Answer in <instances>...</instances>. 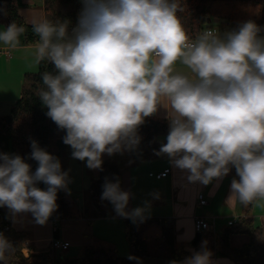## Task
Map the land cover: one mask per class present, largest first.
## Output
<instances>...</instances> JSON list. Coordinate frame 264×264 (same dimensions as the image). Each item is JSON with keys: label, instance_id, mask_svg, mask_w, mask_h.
I'll use <instances>...</instances> for the list:
<instances>
[{"label": "clouds", "instance_id": "9594fccd", "mask_svg": "<svg viewBox=\"0 0 264 264\" xmlns=\"http://www.w3.org/2000/svg\"><path fill=\"white\" fill-rule=\"evenodd\" d=\"M76 27L69 21L33 20L35 63L51 62L39 95L50 117L66 130L63 142L75 159L102 170V154L134 151L138 127L162 106L169 134L166 154L189 182L210 184L234 167L226 203L247 207L264 201V36L254 21L223 35L205 29L190 37L178 13L180 0H82ZM23 25L12 22L0 42L15 49ZM180 64L182 69L176 66ZM34 173L19 155L0 153V206L13 215L31 213L45 224L57 210V192L68 191L58 158L31 142ZM47 185L46 190L37 187ZM101 200L133 223L150 210H126L131 193L105 178ZM158 198V197H157ZM205 244L207 242H204ZM16 247L0 233V261ZM206 248L170 264H213ZM129 259H137L129 256Z\"/></svg>", "mask_w": 264, "mask_h": 264}, {"label": "trees", "instance_id": "16d2710c", "mask_svg": "<svg viewBox=\"0 0 264 264\" xmlns=\"http://www.w3.org/2000/svg\"><path fill=\"white\" fill-rule=\"evenodd\" d=\"M184 12L178 13L190 37L195 38L205 29L223 26L228 23L237 28L246 21H254L264 29V0H180ZM24 6L23 0H0V24L5 29L15 22L23 25L26 32L20 36V45H33L39 37L33 31V24L22 16L20 10ZM45 18L53 23L69 21L68 31L76 27L82 9V0H44ZM44 18V19H45ZM211 19L208 22V19ZM226 27V26H225ZM259 36H264L261 31ZM55 74L54 65L42 61L38 70L26 73L23 80L20 97L14 103L7 115L0 116V148L4 153L19 155L30 165L34 173L38 162L31 159V142L34 140L49 154L58 158L66 148L63 137L66 130L46 115L48 109L43 105L39 95V88L44 87L42 74ZM169 131L168 122L155 115L145 117L138 127L137 134L141 137L138 147L128 151L131 161L152 160L157 157L160 149V138ZM58 152H53V145ZM108 159L102 163L99 175L90 180L88 186V202L84 208L77 203L71 190L63 189L57 192L58 208L50 216L57 222L85 216L86 218H108L116 216L113 205L107 200H101L102 185L105 178L115 183H122V165ZM238 178L234 167L227 175ZM41 189L47 185L38 182ZM252 205V204H250ZM11 211L6 206H0V233H2L16 247L15 253L7 259V264H170L171 261H183L193 252L206 248L212 256L229 257L235 264H264V231L252 216H240L232 225H228L223 233L197 232L191 241H179L175 221L169 217L152 216L143 222L133 223L126 219V237L129 244V254L121 256L117 245L107 239L94 237L93 242L83 247V255L67 258L57 251L46 253H32L25 255L22 251L27 233L17 232L11 228ZM58 238V229L55 232ZM243 234L248 237L245 244L233 246L231 237ZM204 242H207L206 244ZM129 256L137 259H129ZM4 264V261H0Z\"/></svg>", "mask_w": 264, "mask_h": 264}, {"label": "crops", "instance_id": "0c3cea01", "mask_svg": "<svg viewBox=\"0 0 264 264\" xmlns=\"http://www.w3.org/2000/svg\"><path fill=\"white\" fill-rule=\"evenodd\" d=\"M23 4L20 12L27 22L31 23L33 20L40 21L45 18L44 0H23ZM0 26L2 25L0 24ZM215 27L219 29L221 35L228 32L225 25L218 24ZM4 30H6L4 26L0 27V32ZM1 49H8L10 56L0 54V116L9 114L14 103L20 97L25 74L35 72L37 71L35 68L39 67L35 63V44L31 46L19 45L17 48L11 49L0 42ZM176 67L183 70V66L180 64H177ZM154 115L166 120L169 125L166 118L167 110L164 107L161 106ZM168 134L169 131L160 138V147L167 142ZM67 147L71 146L66 145ZM0 153H4L1 148ZM101 159L102 163L112 159L122 165L123 190L131 193L126 210L144 207L145 202H148L150 210L146 213V217L156 215L174 219L179 241H191L196 237L195 219L201 216L207 218L214 216L218 233H223L229 222L240 218V216H252L264 231V201H255L247 207L239 204L234 207L227 205L226 200L230 195L233 177L225 176L219 180L214 179L208 185L189 182L187 170L176 168L166 154L157 155L152 160L133 162L128 156V151L125 150L112 155L102 154ZM167 169H170V173L166 177H160L159 174ZM99 171L100 169L88 168L86 161L80 160L77 162L75 173L69 175L68 189L70 190L73 184L75 193L72 194L75 195L79 205L85 206L86 201L84 196L83 200L81 199L78 189L84 193L90 180L97 177ZM36 186L41 189L39 183ZM199 193L205 195L208 201L207 205L202 206L198 203ZM83 206L81 207L84 208ZM113 212H115L114 209ZM10 222L14 231L28 234L23 243H29V247L34 253L51 251V243L56 238L57 229L59 231L58 238L71 244L70 249L66 253H62L64 257H68L73 246L80 247L83 252V247L91 244L94 237L114 242L118 250L122 245V243L119 245L117 240L118 233L121 232V235L127 239L126 219L118 215L92 219L82 216L62 220L58 224L49 217L47 222L41 225L35 222L31 213L17 215L11 213ZM247 240L246 235L235 234L231 237V244L238 247L245 244ZM124 251L127 250L123 248V254L126 253ZM211 260L213 264H235L229 257L220 255L212 256Z\"/></svg>", "mask_w": 264, "mask_h": 264}, {"label": "built area", "instance_id": "2783aa9c", "mask_svg": "<svg viewBox=\"0 0 264 264\" xmlns=\"http://www.w3.org/2000/svg\"><path fill=\"white\" fill-rule=\"evenodd\" d=\"M225 26L228 28V31L234 30L235 28L231 27L228 23H225ZM209 29H215L219 32L220 31L217 27L214 28H209ZM5 54L7 56H10V51L8 49H1L0 50V54ZM170 173V169L165 170L164 172L160 173V177H166L168 174ZM153 175V174H151ZM198 203L202 206L207 205L208 201L207 198L205 197V195L203 193H199L198 195ZM237 219L235 220H231L229 222V225H232L234 222H236ZM195 229L197 232H216V224H215V218L214 216L211 218H207V217H197L195 219ZM71 247L70 242L68 241H63L61 239H57L55 238L52 243H51V250L52 251H58L60 250L62 253H66ZM22 251L25 255H30L32 253H34L32 251V249L29 247V243H23V247H22Z\"/></svg>", "mask_w": 264, "mask_h": 264}, {"label": "rangeland", "instance_id": "374dc122", "mask_svg": "<svg viewBox=\"0 0 264 264\" xmlns=\"http://www.w3.org/2000/svg\"><path fill=\"white\" fill-rule=\"evenodd\" d=\"M0 27H3V26H0ZM36 68H35V70H38V67H36ZM58 151H59L58 148L54 144L53 145V152H58ZM72 152H73V149L71 147H67V148L63 149L61 151V153H60L61 170L64 171V172H67L68 173V177H69L70 174L73 175L75 173L74 171H75V169L77 167V162L80 161L79 159L76 160L75 158H73ZM70 190H71L72 193H75V189L73 187V184L71 185V189ZM78 194H79V196L81 197L82 200H83V196H84L86 203L88 202V200H89V198H88V188H85L84 193H81V190L78 189ZM81 206H83V205L80 204V207ZM121 234L122 233L119 232L118 235H117V240L119 242V245L122 243V245H120L119 254L121 256H127L129 254V244H128L127 239L124 238V236H122ZM123 248H125V250H127V251H124V252H126L124 254H123ZM80 250H81L80 247L73 246L72 250H71V253L68 255L67 258H73V257H76V256H82L83 252H82V250L81 251ZM57 252H58L59 255H62V252L60 250H58Z\"/></svg>", "mask_w": 264, "mask_h": 264}, {"label": "water", "instance_id": "95a60500", "mask_svg": "<svg viewBox=\"0 0 264 264\" xmlns=\"http://www.w3.org/2000/svg\"><path fill=\"white\" fill-rule=\"evenodd\" d=\"M210 21H211V19L209 18V19H208V22H210Z\"/></svg>", "mask_w": 264, "mask_h": 264}, {"label": "bare ground", "instance_id": "6f19581e", "mask_svg": "<svg viewBox=\"0 0 264 264\" xmlns=\"http://www.w3.org/2000/svg\"><path fill=\"white\" fill-rule=\"evenodd\" d=\"M10 219V218H9Z\"/></svg>", "mask_w": 264, "mask_h": 264}]
</instances>
